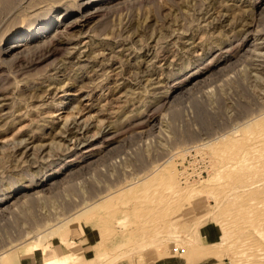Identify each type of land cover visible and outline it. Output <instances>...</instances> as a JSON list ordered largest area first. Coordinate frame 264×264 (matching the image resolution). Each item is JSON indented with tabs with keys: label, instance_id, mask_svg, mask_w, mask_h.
<instances>
[{
	"label": "rangeland",
	"instance_id": "obj_1",
	"mask_svg": "<svg viewBox=\"0 0 264 264\" xmlns=\"http://www.w3.org/2000/svg\"><path fill=\"white\" fill-rule=\"evenodd\" d=\"M48 1L17 0V13ZM130 1L68 30L56 49L0 60V98L11 110L0 107V264L24 256L36 264L48 256L52 264H191L196 256L264 264V145L236 171L217 172L245 147H219L218 138L264 113V11L255 7L264 0ZM1 17L0 44L22 19ZM222 54L235 57L217 73ZM199 69L203 81L178 87ZM66 115L61 129L56 119ZM247 132L263 136L264 126ZM88 147L92 160L79 159ZM50 173L48 185L26 187ZM204 225L218 232L214 243L199 234ZM83 233L93 249L86 258Z\"/></svg>",
	"mask_w": 264,
	"mask_h": 264
},
{
	"label": "bare ground",
	"instance_id": "obj_2",
	"mask_svg": "<svg viewBox=\"0 0 264 264\" xmlns=\"http://www.w3.org/2000/svg\"><path fill=\"white\" fill-rule=\"evenodd\" d=\"M31 1V0H30ZM130 0H76V1H70V0H49L48 2H50L49 4H45V6L40 5V4H32L30 3V5H26L28 6V11L25 12L23 15L21 14V16H19V14L17 13V9L19 7V4H17V0H0V15L6 17L7 16H12L13 19H20L22 18L19 24H17V26H15V28H13L9 33H6V35L3 38V42L0 44V57L3 62L5 61H14V60H18V58L22 55L28 54V53H36L39 50L43 49L45 45L47 50H48V46L51 49V46H54L53 48H55L56 45L58 44H62V40H61V35L64 34L70 30L73 29L74 27H83L90 19H92L94 16L101 14L103 12H106L108 9L112 8V7H116L120 4L123 3H127ZM19 2V1H18ZM27 2V1H26ZM35 2V1H34ZM44 2V0H43ZM131 2V1H130ZM47 3V0H46ZM223 5V4H222ZM24 6V5H23ZM121 6V5H120ZM119 6V7H120ZM21 7V6H20ZM256 11L262 10L264 11V1L261 2L260 4L256 5ZM74 8V9H72ZM26 9V8H24ZM24 9L22 11H24ZM252 9V8H251ZM21 10V9H20ZM255 10V9H254ZM21 11V12H22ZM20 12V13H21ZM251 13V12H250ZM260 13V12H259ZM3 14V15H2ZM56 14V15H54ZM229 14V13H228ZM245 14V13H244ZM261 14V13H260ZM249 15V14H248ZM262 15V14H261ZM0 16V20L1 17ZM19 16V17H18ZM56 16V17H55ZM224 16V15H223ZM260 17V16H259ZM9 18V17H8ZM253 18V17H252ZM258 18V17H257ZM5 19V18H4ZM5 19V21H6ZM11 19V17H10ZM9 19V20H10ZM232 19V18H231ZM241 19V17H240ZM263 18H261L262 20ZM3 20V19H2ZM263 21V20H262ZM16 22V23H17ZM260 22V21H259ZM3 24V22H1ZM9 23V22H7ZM250 23V22H249ZM2 24L0 26H2ZM260 24V23H259ZM263 24V23H262ZM6 25V24H5ZM105 25V24H104ZM205 25V24H204ZM257 25V24H256ZM227 27V26H226ZM249 27V26H248ZM99 29V28H98ZM243 29V28H242ZM100 30V29H99ZM2 31V30H1ZM88 31V30H87ZM86 31V33H87ZM95 31V30H94ZM93 31V32H94ZM91 32V31H90ZM237 32V31H236ZM250 32V31H249ZM104 33V32H103ZM92 34V33H91ZM90 34V35H91ZM218 34V33H217ZM232 34V33H231ZM1 35V34H0ZM203 35V34H202ZM204 36V35H203ZM224 36V35H223ZM247 36V35H246ZM72 37V36H71ZM94 37V36H93ZM66 39V38H65ZM69 39V38H68ZM76 39V38H75ZM67 40V39H66ZM201 40V39H200ZM160 41V40H159ZM68 42V41H66ZM186 42V41H185ZM221 42V41H220ZM242 42V41H240ZM65 43V42H64ZM85 45L86 41L83 42ZM264 43V42H263ZM66 44V43H65ZM77 45V43H73V45ZM133 44V43H132ZM136 44V43H135ZM69 45V44H68ZM191 45V44H190ZM197 46V44H195ZM214 45V44H213ZM250 45V44H249ZM66 46V45H65ZM122 46V45H121ZM195 46V47H196ZM243 46V45H242ZM108 47V46H107ZM219 47V46H218ZM222 47V46H221ZM241 47V46H240ZM248 47V42L245 41L244 42V47L241 49L240 52H246ZM257 47V46H256ZM72 49H75L76 46H72ZM184 48V47H183ZM192 48V47H190ZM194 48V47H193ZM238 48V47H237ZM56 49V48H55ZM253 49V48H252ZM229 50V49H228ZM118 51V50H117ZM230 51V50H229ZM71 54L73 52L69 51ZM223 52V51H222ZM221 52V53H222ZM228 52V51H227ZM235 53V52H234ZM239 53V52H236ZM94 54V53H93ZM127 54V53H126ZM135 54V53H134ZM189 54V53H188ZM241 54V53H240ZM78 55V54H77ZM95 55V54H94ZM93 56V55H92ZM234 55L233 54H226V55H220L217 60L213 63L212 67L215 68L217 70L222 69L227 61H231L232 57ZM25 57V56H24ZM33 57V56H32ZM74 57V56H73ZM235 57V56H234ZM236 57H238L236 55ZM21 58V57H20ZM40 58V57H39ZM120 58V57H119ZM175 58V57H174ZM29 59V58H28ZM239 59V58H238ZM87 60V59H86ZM154 60V59H153ZM234 61V60H233ZM237 61V60H236ZM122 62V61H121ZM186 62V61H185ZM238 62V61H237ZM69 63V62H68ZM152 63V62H151ZM230 63V62H229ZM232 63V62H231ZM234 63V62H233ZM8 64V63H7ZM186 64V63H185ZM238 64V63H237ZM83 65V64H82ZM70 66V65H69ZM78 66V65H77ZM232 66V65H231ZM237 66V65H236ZM242 66V65H241ZM244 67V66H243ZM11 68V67H10ZM224 69V68H223ZM234 70V69H233ZM221 71V70H220ZM219 71V72H220ZM229 71V69H228ZM121 72V71H120ZM52 73V72H51ZM214 73V72H213ZM7 74V73H6ZM144 74V73H143ZM173 74V73H172ZM190 74V73H189ZM216 74V73H214ZM204 73L199 69V70H195L193 71L190 75H188L186 78H184L182 81L178 82V87H183L184 85H186L187 82L193 83L194 85L196 83H199L203 80H201L203 78ZM208 75V74H207ZM211 75V73H210ZM137 76V75H136ZM186 76V75H185ZM256 76V75H255ZM43 77V76H42ZM63 77V76H62ZM210 77V76H208ZM170 78V77H169ZM201 78V79H200ZM205 78V77H204ZM203 78V79H204ZM159 79V78H158ZM144 80V79H143ZM27 82V81H26ZM92 82V81H91ZM119 82V81H118ZM148 83V82H147ZM162 84V83H161ZM205 85V84H204ZM63 86V85H62ZM176 86V85H175ZM48 87V86H47ZM79 87V86H78ZM83 87V86H82ZM115 88V87H114ZM191 90V88H189ZM187 89V90H189ZM174 90V89H173ZM46 91V90H45ZM184 91V90H183ZM42 92V91H41ZM126 92V91H125ZM171 93V92H170ZM125 94V93H124ZM168 94V93H167ZM137 95V94H136ZM65 96V95H64ZM17 97V96H16ZM20 97V96H19ZM52 97V96H51ZM37 98V97H36ZM63 98V97H62ZM5 99V98H4ZM2 99V97L0 98V107L3 108V110L6 108L7 106V102H5V100ZM250 101V100H249ZM12 102V101H11ZM256 102V101H255ZM254 102V103H255ZM91 103V102H90ZM88 103V104H90ZM242 103V102H241ZM43 104V103H42ZM46 104V103H45ZM92 104V103H91ZM248 104V103H246ZM60 105V103L58 104ZM93 105V104H92ZM87 105L89 107L90 110H92L93 106ZM252 105V104H251ZM261 106V104H259ZM258 105V106H259ZM64 106V105H63ZM86 106V105H85ZM108 106V105H107ZM41 107V106H40ZM44 107V106H42ZM60 107V106H59ZM87 107V108H88ZM263 107V106H262ZM1 108V109H2ZM247 108V107H246ZM256 108V107H255ZM7 109H9V105L7 106ZM84 109V108H83ZM88 109V110H89ZM244 109V107H243ZM10 110V109H9ZM246 110V109H245ZM11 111V110H10ZM65 111V110H64ZM79 111V110H78ZM9 112V111H8ZM103 112V111H102ZM1 113V112H0ZM6 113V112H5ZM8 114V113H7ZM5 114V115H7ZM66 114V113H65ZM249 114V113H248ZM253 114V113H252ZM258 114V113H257ZM72 115V114H71ZM78 115V114H77ZM67 116V115H66ZM65 116V117H66ZM70 116V115H69ZM9 117V115H8ZM12 117V116H11ZM20 117V116H19ZM65 117H58L56 120L59 122L57 125H60V128L63 129L69 120L68 118ZM226 117V116H225ZM203 118V117H202ZM74 119V118H73ZM1 120V119H0ZM8 120V119H7ZM53 120V119H52ZM75 120V119H74ZM84 122V119H82ZM81 120V121H82ZM231 120V119H230ZM56 121V122H57ZM80 121V120H79ZM88 121V120H87ZM86 121V122H87ZM229 121V120H228ZM4 122V121H3ZM71 122V121H70ZM80 122V123H83ZM145 122V121H144ZM143 122V123H144ZM205 122V121H204ZM222 122V121H221ZM44 123V122H43ZM72 123V122H71ZM139 123V122H138ZM137 123V124H138ZM51 124H55V122L51 123ZM75 124V123H74ZM84 124V123H83ZM82 124V125H83ZM208 124V123H206ZM259 124L260 126H264V113L262 114H258L257 116H253L250 117L249 119L245 120L241 125V129H239L238 131H232L228 134L225 135H221L218 139L220 142L223 143H217L220 147V144H225L226 145L229 143H232L233 147H239V145H245L244 150L242 151V155L240 156V160H235V161H229V162H225L223 164L220 165V168L218 169V173H221L223 171H228V170H235L236 171V167L238 166L239 162H242L245 158V155L247 154H253L256 153L257 151L261 152L262 150L258 149V146H262L264 145V134L263 136H261L259 134V132L256 133H251L248 134L247 130L250 129V127ZM70 125V124H69ZM72 125V124H71ZM84 126V125H83ZM140 126V125H139ZM221 126V125H220ZM234 126V125H233ZM49 127V126H48ZM229 127V126H228ZM138 128V127H137ZM258 128V127H257ZM140 129V128H139ZM232 129V128H231ZM235 129V128H234ZM141 130V129H140ZM212 130V129H211ZM63 131V130H62ZM92 131V130H91ZM109 131V130H108ZM244 131H246L245 133H243ZM104 132V131H103ZM201 132V131H200ZM238 132V133H237ZM58 133V131H57ZM134 133V132H133ZM224 133V132H223ZM47 134V133H46ZM81 134V133H80ZM75 135V134H74ZM93 135V134H92ZM217 136V135H216ZM86 138V137H85ZM86 140V139H85ZM213 140V139H212ZM1 142V141H0ZM50 142V141H49ZM48 142V143H49ZM54 142V141H53ZM68 142V141H67ZM77 142V141H76ZM27 143V142H26ZM47 143V144H48ZM212 143V142H211ZM112 144L110 141L106 142V145H110ZM8 145V144H7ZM40 145V144H39ZM45 144H41V146H44ZM49 145V144H48ZM51 145V144H50ZM206 145V144H205ZM209 145V144H208ZM231 145V144H230ZM23 149L19 152L23 155V157H29L31 155V149H32V144L31 147H27L25 145H23ZM35 144L33 145V148ZM56 146V145H55ZM72 146V145H71ZM76 146V145H75ZM207 146V145H206ZM13 147V146H12ZM11 147V148H12ZM228 147V146H227ZM226 147V148H227ZM48 148V147H47ZM52 148V147H51ZM231 148V146H230ZM53 149V148H52ZM57 149V147H56ZM210 149V148H209ZM216 149L219 150V148L217 147ZM215 149V150H216ZM224 149V148H223ZM14 150V149H13ZM34 150V149H33ZM65 150V149H64ZM63 150V151H64ZM68 150V149H67ZM213 153H215V155L218 153V155L220 154L219 152L215 151ZM226 150H229L228 148ZM31 151V152H30ZM222 151V150H221ZM220 151V152H221ZM224 151V150H223ZM222 151V152H223ZM18 152V151H17ZM95 152V148L94 147H88L84 150L81 151V153H79L80 156L79 159H91ZM211 152V151H210ZM217 152V153H216ZM258 152V154H259ZM212 153V154H213ZM226 153V152H225ZM11 154V153H10ZM18 154V153H17ZM46 154V152H45ZM49 154V153H48ZM77 154V153H76ZM21 155V157H22ZM225 155V154H224ZM35 157V156H34ZM49 157V156H48ZM214 157V156H213ZM217 157V156H215ZM12 158V157H11ZM53 158V157H52ZM104 158V157H103ZM25 159V158H24ZM36 159V158H35ZM40 159V158H39ZM48 159V158H47ZM78 159V160H79ZM20 160V159H19ZM28 160V159H27ZM92 160V159H91ZM95 160V159H94ZM106 160V158H105ZM76 158H72L68 161H66L64 163V165H74L73 163H76ZM40 162V161H39ZM78 162V161H77ZM256 162V158L255 156L253 158L250 159L249 164ZM19 163V162H18ZM22 164V163H21ZM14 165V164H13ZM87 165V163H86ZM23 166V165H22ZM81 166V165H80ZM13 167V166H12ZM252 168H254L255 170H252L253 172H258V169L255 167V165L253 164L251 166ZM28 170V169H27ZM55 170V169H54ZM53 170V171H54ZM175 170V169H174ZM132 171V170H131ZM60 172V171H59ZM69 172V171H68ZM66 174V173H65ZM228 174V173H227ZM218 175V174H217ZM57 176V175H56ZM56 176H53V173L48 174V175H44L43 178H39L37 182H34L32 184V182L28 185H26V187L30 188L31 185H39V186H44L45 184H47L46 182L50 179L55 178ZM173 176V175H172ZM182 176V175H181ZM222 176V175H221ZM23 177V176H22ZM31 179V178H30ZM33 179V178H32ZM62 178H60L61 180ZM217 179V178H216ZM55 180V179H54ZM135 180V179H133ZM33 181V180H32ZM139 179H137L134 182H138ZM263 182V181H262ZM128 183V182H127ZM141 183V182H140ZM139 183V184H140ZM143 183V182H142ZM261 183V182H260ZM177 184V183H176ZM20 185V184H19ZM48 185V184H47ZM21 186V185H20ZM19 186V187H20ZM50 186V185H49ZM25 187V186H24ZM41 188V187H40ZM22 189H26V188H13L12 190H10V193H19L22 191ZM43 189V188H42ZM94 190V189H93ZM235 191V189H234ZM23 192V191H22ZM44 192V191H43ZM32 194V193H31ZM19 196V195H18ZM22 196V195H21ZM219 197V196H218ZM217 197V198H218ZM16 198V197H15ZM226 198V196H225ZM217 202V200H216ZM88 204V203H87ZM1 206V204H0ZM1 208V207H0ZM81 209V208H80ZM91 209V208H90ZM80 211V210H79ZM119 220V219H118ZM61 220H58L57 222H55L54 224H49L51 226V228L53 226H56L54 229H57V227L59 228V226L62 224V222H60ZM117 225V224H116ZM48 226V225H47ZM120 226V225H119ZM52 229L50 230V237L51 235L55 234V230ZM38 230V229H37ZM41 230V229H40ZM256 231V230H255ZM43 232V231H42ZM45 234V233H44ZM49 234H46L45 237ZM40 236V235H39ZM44 238V237H43ZM42 238V239H43ZM52 238V237H51ZM47 239V238H46ZM38 242V241H37ZM139 244V243H138ZM144 247V246H143ZM147 247V246H146ZM42 249V248H41ZM8 251V250H6ZM40 252V251H39ZM43 254V256L46 254L45 250H42L41 252ZM38 253V254H41ZM57 250H52L51 254H56ZM37 254V255H38ZM48 254V253H47ZM50 254V253H49ZM125 255V254H124ZM5 255L0 254V260L4 257ZM41 255H38V257H40ZM10 257V255H9ZM10 261V260H8ZM44 264H52L51 258L48 256L45 260H44ZM61 264V263H60Z\"/></svg>",
	"mask_w": 264,
	"mask_h": 264
},
{
	"label": "crops",
	"instance_id": "obj_3",
	"mask_svg": "<svg viewBox=\"0 0 264 264\" xmlns=\"http://www.w3.org/2000/svg\"><path fill=\"white\" fill-rule=\"evenodd\" d=\"M199 234L204 238V241L206 243H214L218 238V232L209 225H204L199 229ZM78 245L80 247L79 255L83 258L89 257V255H92L93 249L92 244L90 242L89 235L86 233H83L80 237V240L78 241ZM196 258V259H195ZM193 260L191 264H218L217 261H215V257H204L203 259L197 260V256ZM20 264H36L35 261L32 260L30 256H24L21 257ZM156 264H181L180 261L177 258L171 257L170 259L165 258V260H161V262Z\"/></svg>",
	"mask_w": 264,
	"mask_h": 264
}]
</instances>
